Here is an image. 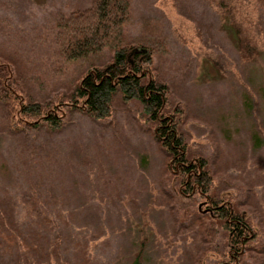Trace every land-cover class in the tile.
I'll return each instance as SVG.
<instances>
[{
  "label": "rangeland",
  "instance_id": "1",
  "mask_svg": "<svg viewBox=\"0 0 264 264\" xmlns=\"http://www.w3.org/2000/svg\"><path fill=\"white\" fill-rule=\"evenodd\" d=\"M245 1L259 48L252 58L208 0H131L121 42L162 45L156 66L181 104L185 141L256 230L236 264H264V1ZM88 2L0 0V57L32 97L111 58L110 46L59 54L58 17ZM206 51L221 65L216 76ZM141 108L116 92L107 116L69 108L59 127H17L0 103V264H131L140 248L141 264H223L221 226L197 209L202 200L179 194Z\"/></svg>",
  "mask_w": 264,
  "mask_h": 264
},
{
  "label": "trees",
  "instance_id": "2",
  "mask_svg": "<svg viewBox=\"0 0 264 264\" xmlns=\"http://www.w3.org/2000/svg\"><path fill=\"white\" fill-rule=\"evenodd\" d=\"M208 1L215 5L220 25L239 54L243 58L256 55L259 48L250 23L253 17L244 10L248 3L245 0ZM263 1L253 0L255 5ZM130 6L131 0H89L84 7L71 9L58 17V51L62 57L78 58L110 46L111 58L90 67L73 84L50 92L42 100L26 91L17 66L15 69L11 62L0 57V103L5 105L13 126L42 122L59 127L69 108L103 117L111 112L116 92L124 100H137L142 106L141 114L166 151L167 169L180 183L179 194L193 197L197 202L206 201L208 206L201 201L197 209L221 226L223 240L218 252L226 259L221 263L230 264L234 258L236 264L256 232L252 220L232 198L229 188L217 185L208 158L191 151L185 141L180 126L181 104L170 102V83L156 66L162 45L159 42H121ZM204 56L216 68L215 76L221 73L219 61L207 51ZM204 77L209 75L204 73ZM141 255L142 248L136 251L131 264H141Z\"/></svg>",
  "mask_w": 264,
  "mask_h": 264
}]
</instances>
